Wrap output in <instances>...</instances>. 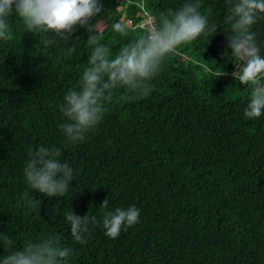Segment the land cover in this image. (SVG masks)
<instances>
[{"label":"trees","instance_id":"16d2710c","mask_svg":"<svg viewBox=\"0 0 264 264\" xmlns=\"http://www.w3.org/2000/svg\"><path fill=\"white\" fill-rule=\"evenodd\" d=\"M129 1L104 0V42L113 51L122 46L113 20H140V5L152 16L173 7L172 0ZM199 3L210 23L223 24L226 0ZM10 23L0 42V234L12 249L55 235L72 249L71 264H264V116L244 118L251 88L234 80L239 64L219 25L170 53L148 96L117 90L101 123L71 144L58 105L86 66L88 33L76 28L66 46L79 39L77 53L68 56L21 21ZM130 29V37L144 31ZM255 30L264 41V21ZM39 146L59 148L74 170L62 197L25 182L29 150ZM105 199L109 210L135 205L138 223L116 239L90 224L86 243L75 242L65 213L99 221Z\"/></svg>","mask_w":264,"mask_h":264},{"label":"clouds","instance_id":"9594fccd","mask_svg":"<svg viewBox=\"0 0 264 264\" xmlns=\"http://www.w3.org/2000/svg\"><path fill=\"white\" fill-rule=\"evenodd\" d=\"M171 5L152 16V23L134 37H130L131 29L124 20H113L110 30L122 41V46L113 51L104 42V20L109 13L104 10V0H0V42L7 41L13 31L10 21L19 20L26 31L43 35L46 47L61 45L65 54L71 56L77 53L76 42L80 41L76 39L72 46L66 44L76 28L88 33L84 42L86 66L58 105L64 118L59 128L71 144L84 142L101 123L117 90H126L137 98L148 96L151 81L159 75L165 58L181 44L202 36L211 37L218 25L226 34L230 56L239 64L232 73L234 80L251 88L243 108L244 118L264 116V41L255 30L264 21V0H226L222 25L209 22L199 0H172ZM221 74L219 71L216 76ZM23 174L29 188L46 197L64 196L69 182L74 180L73 168L62 161L61 150L56 147L30 149ZM22 200L28 206L34 201L27 192ZM99 207L105 210L99 221L94 215L81 217L72 210L65 213L75 242L86 243L90 224L99 223L107 238L116 239L140 218L135 205L109 210L105 199ZM11 246L12 241L0 234V248L11 249L0 255V264H71L72 249L63 246L55 235L26 241L19 249Z\"/></svg>","mask_w":264,"mask_h":264},{"label":"built area","instance_id":"2783aa9c","mask_svg":"<svg viewBox=\"0 0 264 264\" xmlns=\"http://www.w3.org/2000/svg\"><path fill=\"white\" fill-rule=\"evenodd\" d=\"M130 2L129 0H121ZM142 9V17L140 20L134 22L131 18H128L125 16V14L122 15V20H124L130 27H139L143 30L146 29L147 26H149L152 23V15L144 8V6L140 5Z\"/></svg>","mask_w":264,"mask_h":264}]
</instances>
